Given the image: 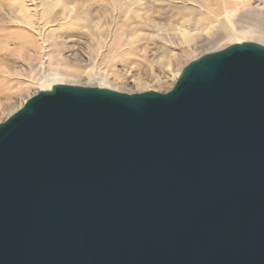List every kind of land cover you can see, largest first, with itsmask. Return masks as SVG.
Instances as JSON below:
<instances>
[{
	"label": "water",
	"instance_id": "obj_1",
	"mask_svg": "<svg viewBox=\"0 0 264 264\" xmlns=\"http://www.w3.org/2000/svg\"><path fill=\"white\" fill-rule=\"evenodd\" d=\"M0 264H264V45L31 96L0 123Z\"/></svg>",
	"mask_w": 264,
	"mask_h": 264
},
{
	"label": "rangeland",
	"instance_id": "obj_2",
	"mask_svg": "<svg viewBox=\"0 0 264 264\" xmlns=\"http://www.w3.org/2000/svg\"><path fill=\"white\" fill-rule=\"evenodd\" d=\"M17 1L31 11L29 20L46 21L38 25L45 37L33 35L22 22L0 24V123L39 91L46 76L60 73L65 84L78 86L96 87L105 82L109 89L126 93L167 92L175 84L168 67L181 71L192 60L232 44L219 24L213 33L200 36L189 47L171 37L176 26L185 24L193 29L197 23L212 22L204 11L208 5L216 4L215 11L223 16L221 0L203 3L204 9L198 2L156 0H143L142 7L127 0H61L67 5L57 4L59 0H0V5ZM249 5L238 10L236 29L253 36L242 42L262 44L264 0H251ZM29 55L36 64L34 77L25 70L20 78L4 74L8 66H23ZM136 78L146 82L137 85Z\"/></svg>",
	"mask_w": 264,
	"mask_h": 264
},
{
	"label": "bare ground",
	"instance_id": "obj_3",
	"mask_svg": "<svg viewBox=\"0 0 264 264\" xmlns=\"http://www.w3.org/2000/svg\"><path fill=\"white\" fill-rule=\"evenodd\" d=\"M142 1L143 0H127V3L129 2V3H131L137 7H142L143 6ZM156 1L157 2H159V1H161V2L180 1V2L188 4V5L191 4V2H198L199 3L198 7L204 9L202 7L203 3H207L208 1L214 2L217 0H156ZM250 1L251 0H221L222 5H223V13H222L223 16H220L215 11V9L217 8L216 4L214 6L208 5V7L204 11H205L206 17L210 16L212 18V22H210L207 25H202L201 23H197V25L193 29L190 28L188 25H185V24L176 26V27H174V29H172V32L174 33V35H172L171 37H173V39L179 41L180 45H187L189 47L200 36H202L204 34L209 35L210 33H213V31H215V29H217V25L219 24L221 29L226 32V35H228V38L232 42V44L243 43L242 42L243 40L251 39L253 36L250 32L237 31V29H236L237 27H236V23H235L234 19L237 15L239 9H245L246 7H250V5H249ZM16 3L17 4H4V5L1 4L0 5V8L2 9L1 13H0V24L5 25L7 23V20H10L11 22H14L16 24L22 22V23H25V29L30 30L33 35H36L40 38L45 37V34H42L41 30H38V25H40V24L44 25L46 23V21H43V18L37 19V21L29 20V18H30L29 14L31 13V11L28 9L26 4L20 3L18 1ZM59 3H63V1L59 0L57 4H59ZM66 3L67 2H65L63 4L67 5ZM150 4H151V2L148 5H150ZM56 6L57 5H55V7ZM144 7H145V5H144ZM263 10H264V6H263ZM243 13H244V11H243ZM262 13H263V11H262ZM92 23H93L92 21H89L90 25ZM93 25L98 26L99 22H95V23H93ZM261 40L264 41V38H260L259 41L262 42ZM258 44H260V43H258ZM262 45H264V43H262ZM43 50H45V47H43ZM218 50H220V49H218ZM31 56L30 55L28 56V59L25 60V62H24L25 64H23V66H20V67H18V66L9 67L8 66L5 69H3L4 74L6 76L14 75L13 77L16 76V78L17 77L20 78L23 76L22 75L23 70H25V71H29L28 72L29 77H31V78L34 77L35 71H36V64L33 62L34 58ZM46 61H50V57H49V59L47 58ZM184 67H182V69ZM182 69H181V71H182ZM168 71L170 73L169 78L172 77L171 79L173 81H175V83H176V81L178 80V77L181 74V71L180 70L178 71V69L172 70L170 67H168ZM63 79H64V75L60 74V73H56L53 76H46L44 81L39 84L40 85L39 91L51 90L52 87L56 84H65L63 82ZM144 82H146V81H144V79H142V78H136L134 80V83L137 85H140ZM108 86L109 85H106L104 82L103 84H100L99 86H96V87L107 88ZM108 88H110V87H108ZM26 101L23 103V105L21 104L19 106L18 110L24 106ZM14 113H12V114H14Z\"/></svg>",
	"mask_w": 264,
	"mask_h": 264
}]
</instances>
